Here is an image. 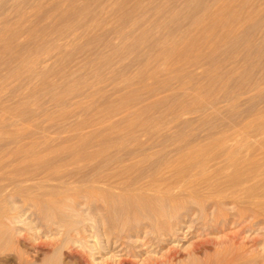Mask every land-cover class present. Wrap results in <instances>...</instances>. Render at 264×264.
<instances>
[{
    "label": "rangeland",
    "instance_id": "rangeland-1",
    "mask_svg": "<svg viewBox=\"0 0 264 264\" xmlns=\"http://www.w3.org/2000/svg\"><path fill=\"white\" fill-rule=\"evenodd\" d=\"M199 198L255 215L221 217L200 263L264 264V0H0V264H82L68 223L113 247L147 224L139 205L174 209L166 230Z\"/></svg>",
    "mask_w": 264,
    "mask_h": 264
},
{
    "label": "bare ground",
    "instance_id": "bare-ground-1",
    "mask_svg": "<svg viewBox=\"0 0 264 264\" xmlns=\"http://www.w3.org/2000/svg\"><path fill=\"white\" fill-rule=\"evenodd\" d=\"M175 163V162H174ZM169 164H172L171 162L169 163ZM95 178H96V176H95ZM100 178V177H99ZM93 179V178H92ZM97 179H98V177H97ZM94 180V179H93ZM153 181V180H152ZM97 182H98V180H97ZM102 182H103V180H102ZM150 182H151V180H150ZM147 183H148V181H147ZM142 184V183H141ZM137 185H139V184H137ZM147 185V184H146ZM146 185H144V184H142V186H145V187H147ZM152 185V184H151ZM110 186V185H109ZM133 186V185H132ZM142 186H141V189L140 190H142L143 188H142ZM108 187V186H107ZM112 187H114V185L112 186ZM133 187H136L135 185L133 186ZM138 188L140 187V186H137ZM144 187V188H145ZM149 187V186H148ZM147 187V188H148ZM111 188V187H110ZM127 188V187H126ZM150 188H152V187H150ZM156 188V187H155ZM174 188H178V187H174ZM241 188V187H240ZM115 189V188H114ZM131 189V188H130ZM137 189V188H136ZM154 189V188H153ZM176 189H173V191H176ZM104 190H106V189H104ZM108 190H110L111 191V189H109L108 188ZM113 190V189H112ZM124 190V189H123ZM131 190H133V189H131ZM130 190V191H131ZM138 190V189H137ZM137 190H136V192H137ZM148 190V189H147ZM157 190V189H156ZM191 190H193V189H191ZM195 190V189H194ZM196 190H198V191H200L199 189H196ZM109 191V193H108V195L110 194V196L112 195L111 194V192ZM135 191V190H134ZM154 191V190H153ZM158 191V190H157ZM171 191V190H170ZM203 191V190H202ZM106 192H108V191H106ZM141 192V191H140ZM142 192H144V191H142ZM148 192V191H147ZM146 192V193H147ZM155 192V191H154ZM183 192V191H182ZM192 193H193V191H191ZM197 192V191H196ZM201 192V191H200ZM121 193V192H120ZM120 193H119V196H117V197H120ZM127 193H129L130 195H133V194H131L132 193V191L131 192H129V190H127ZM150 193V192H149ZM158 193H161L160 192V190H159V192ZM171 193V192H170ZM177 193H178V191H177ZM176 193V194H177ZM203 194L205 193V192H202ZM202 193L200 194V193H197V196L198 195H202ZM209 193V192H208ZM105 194V193H104ZM134 194H135V192H134ZM137 194V195H136ZM135 195V197L137 198V196L139 195L138 193H136ZM141 194V193H140ZM144 194V193H143ZM156 195H158L157 193H155ZM169 194V191L167 192V195H165L166 196V199H167V196H169L168 195ZM175 194V193H174ZM174 194H171V195H174ZM124 195H126V194H124ZM128 195V194H127ZM188 195V194H187ZM195 195H196V193L194 194V198H195ZM140 196V195H139ZM138 196V197H139ZM149 196V195H148ZM164 196V195H163ZM162 196V197H163ZM176 196V195H175ZM184 196V195H183ZM232 196H236V195H232ZM113 197V196H112ZM111 197V198H112ZM116 197V198H117ZM122 197V199H124L123 198V196H121ZM120 197V198H121ZM124 197H126V196H124ZM127 197H130V196H127ZM141 197V196H140ZM152 197H153V193H152ZM161 197V196H160ZM180 197H181V195H180ZM187 197V196H186ZM188 197H190L189 195H188ZM199 197V196H198ZM234 197L232 198L233 200L232 201H234ZM120 198H118V200L120 199ZM131 198V197H130ZM132 198H134L133 196H132ZM155 198V197H154ZM153 198V199H154ZM179 198V197H178ZM254 198H256V196L254 197ZM126 199V198H125ZM135 199V198H134ZM145 199H146V197H145ZM153 199L151 200L152 202H154L153 201ZM159 198H157V200H158ZM160 199H163V198H160ZM172 199V198H171ZM180 199H182V198H180ZM200 200H196L195 201V203L197 204V210H196V212H191V214H189L188 215V217L186 218V219H184V220H182V222L180 223V224H178V225H174L175 227H172V228H166V230H164V229H162L159 225H158V219H160L161 217H163V216H173V210L171 211V212H169V211H167L166 210V208L164 207L165 206V204H164V202H161L164 206H161V207H159V204H157L158 205V207L157 206H155V207H157V209L156 210H152L151 208H146L145 206L146 205H149V204H146L145 206H144V204H143V206H141V205H139L140 206V210H141V212H142V215H145L146 217H147V224H145L144 226H142V227H140L139 229H137V230H131L132 228H130V230H131V233H129L128 235H126V238L124 237V236H122V237H124L125 239L124 240H121L120 242H119V240H117V238H116V241H115V244H114V246L113 247H111L110 245H106L105 243V245H99L98 243L97 244H94V245H92V246H87L86 244H85V242L87 241V238H88V236H90V234H89V231H91L92 230V227H91V225L92 224H90L89 223V219L90 218H88V217H81V218H79L78 220H76L75 222H73L72 224H69L68 223V225L66 226V230H64V233L66 234V247L68 248V253L69 254H71L72 255V257H74L75 258V261L77 262V263H86V264H91L90 262H88V260L86 259V257H85V254H84V252H85V250H88L89 252H91V254L95 257V254H97L96 256H99L101 259H103L99 264H138V262L136 261V259L135 258H138L139 256H141L142 257V262L143 263H140V264H201L200 262H201V259H203V258H201L200 259V257L199 256H204V258L205 257H207V258H205V260L206 259H208V260H210L209 258L211 257V255H214V254H218V253H220V252H222V250L221 249H219L220 248V246L218 247L217 246V248L215 247L214 249H212V247H210L209 245H207L208 243H209V237H208V234L212 231V229L214 230V232L216 233V232H218V231H220L221 229H219V221H220V219H221V217L223 218V225H225V224H228V225H242L243 226V224H246V226L248 225V226H253L255 223H254V221H253V219L255 218V215L253 214L254 212H249L251 209H249V210H246V208L244 207V209L242 208H239L238 209V211L237 212H235V214H233V215H229L224 209H223V205L219 202V201H217V202H212L213 204L211 205V206H207L206 205V200H204V199H202V198H199ZM211 199V198H210ZM108 200H110V199H108ZM114 200L115 201H117L115 198H114ZM127 200V199H126ZM144 200V199H143ZM148 200V199H147ZM165 200V199H164ZM175 200V199H174ZM177 200V199H176ZM185 201H189L188 199L186 200V199H184ZM258 200V199H257ZM112 201V200H111ZM120 202H121V200H119ZM138 201V200H137ZM165 201H167V200H165ZM168 201H170V200H168ZM178 201H179V199H178ZM178 201H175V202H178ZM221 201H224V200H221ZM242 201V200H241ZM253 201H255V200H253ZM110 202V201H109ZM130 202V201H129ZM150 202V201H149ZM159 202V201H158ZM171 202H172V200H171ZM174 201L172 202L173 204L175 203ZM180 202V201H179ZM191 202H192V199H191ZM208 202V201H207ZM225 202V201H224ZM223 202V203H224ZM237 202V201H236ZM249 202V201H248ZM247 202V204H249ZM113 203V201L111 202V204ZM122 203L124 204V202L122 201ZM131 203V202H130ZM129 203V204H130ZM134 205H136L135 203H141V201L140 202H132ZM146 203H147V201H146ZM154 203H156V202H154ZM168 203V202H167ZM171 203V204H172ZM234 203H235V201H234ZM233 202L232 203H230V204H234ZM254 204H255V202H253ZM121 204V203H120ZM126 204H128V202L126 203ZM133 204H132V206H133ZM172 204V206H174ZM176 204V203H175ZM177 204H179V203H177ZM177 204L175 205V206H177ZM235 204H237V203H235ZM246 204V205H247ZM260 204H264V202H260ZM115 205V204H114ZM116 205H117V203H116ZM138 205V204H137ZM161 205V204H160ZM169 205V204H168ZM181 205V204H180ZM191 205V204H190ZM227 205V204H226ZM249 205H251V204H249ZM121 206V205H120ZM123 206V205H122ZM170 206V205H169ZM175 206H174V208H175ZM235 206V205H234ZM233 206V207H234ZM254 206V205H253ZM111 207H113V205L112 206H110V208ZM116 207V206H115ZM123 207H126L125 205L123 206ZM128 207V206H127ZM138 207V206H137ZM136 207V208H137ZM148 207V206H147ZM153 207H154V205H153ZM152 207V208H153ZM178 207V206H177ZM247 207V206H246ZM255 207V206H254ZM261 207V206H260ZM108 208H109V206H108ZM117 208H118V206H117ZM133 207H131V209H132ZM236 208V207H235ZM251 208V207H250ZM258 208V207H257ZM123 210L122 208H119V210ZM135 209V208H134ZM169 209V208H168ZM176 209V208H175ZM117 210V209H116ZM120 210V212H121V214H119V215H121L122 216V221H120V224H122L123 225V222L125 223L126 222V218H125V214H123L122 212L123 211H121ZM126 210H128V208L126 209ZM138 210V209H137ZM233 210V209H232ZM176 211H177V209H176ZM175 211V212H176ZM253 211V210H252ZM47 212V211H46ZM129 212V211H128ZM128 212H127V214H128ZM133 212V211H132ZM139 212V211H138ZM229 212V211H228ZM131 213V212H130ZM134 213H136V212H133V214ZM140 213V212H139ZM139 213H137V214H139ZM179 213V212H178ZM231 213V212H230ZM260 213H261V211H260ZM264 213V212H263ZM13 214H14V212H13ZM132 214V213H131ZM130 214V215H131ZM176 214V213H175ZM259 214V213H258ZM81 215H82V213H81ZM129 215V216H130ZM140 215H141V213H140ZM264 215V214H263ZM108 216V215H107ZM175 217H176V215H174ZM55 217V214H54V212H49V210H48V212H47V214H46V218H47V220L49 221V218H54ZM140 217V216H139ZM118 218V217H117ZM121 218V217H120ZM164 218V217H163ZM185 218V217H184ZM261 218V217H260ZM92 219V218H91ZM110 219V218H109ZM165 219V218H164ZM176 219H178V218H176ZM52 220V219H51ZM101 220V219H100ZM120 220V219H119ZM142 220V219H141ZM140 220V221H141ZM146 220V219H145ZM172 220H173V218H172ZM175 220V219H174ZM53 221V220H52ZM137 221V220H136ZM177 221V220H176ZM138 222V221H137ZM141 222H143V221H141ZM102 223H103V221H102ZM117 223H118V221H117ZM127 223V225L126 226H128L129 224H128V222H126ZM179 223V222H178ZM254 223V224H253ZM131 224H132V222H131ZM131 224H130V226H131ZM259 225V224H258ZM49 226V225H48ZM47 226V227H48ZM62 225L60 224L58 227H61ZM125 226V225H124ZM99 227V226H98ZM135 227V226H134ZM255 227V226H254ZM256 227H257V225H256ZM129 228V227H128ZM221 228V227H220ZM226 228V227H225ZM229 228H233V227H229ZM240 228V227H239ZM248 228V227H247ZM251 228H253V227H251ZM62 229V228H61ZM65 229V228H64ZM125 229H126V227H125ZM134 229V228H133ZM216 229V230H215ZM223 229V228H222ZM120 230V229H119ZM129 230V231H130ZM241 230V229H240ZM56 231H57V233H60V231H59V229L58 228H56ZM122 231H124V230H122ZM228 231V230H227ZM230 231V230H229ZM232 231H233V229H232ZM261 231V230H260ZM263 231V230H262ZM63 232V231H62ZM121 232V231H120ZM245 232V231H244ZM253 232V231H252ZM258 231H256V233H257ZM63 233V234H64ZM91 233V232H90ZM213 233V232H212ZM224 233V232H223ZM233 233L234 234H232V237H229V236H231V235H229L228 236V233H225V235L224 236H228V237H226V239H224L223 237H221L222 238V242H220L219 244L220 245H222V247L221 248H223V245L227 242V241H230V245H233L234 246V248L236 249L237 248V246L238 245H236L235 243H237L236 241H235V239L237 240L238 238H237V236H238V232H234L233 231ZM240 234H239V237H241L240 235H241V233H243V231L242 232H239ZM249 233V232H248ZM264 233V232H263ZM93 234V233H92ZM108 234H109V232H108ZM126 233H124V234H122V235H125ZM217 234V233H216ZM230 234V233H229ZM254 234H255V231H254ZM260 234V233H259ZM118 235V234H117ZM120 235V234H119ZM211 235V234H210ZM245 235V234H244ZM93 236H96V234H94ZM222 236H223V234H222ZM243 236V235H242ZM245 236H247L248 237V235L246 234ZM252 236V235H251ZM254 236V235H253ZM115 237H117V236H115ZM121 237V236H120ZM122 237H121V239H122ZM255 237H257V234H256V236ZM259 237V236H258ZM51 238V237H50ZM211 238V237H210ZM232 238V240H230ZM235 238V239H234ZM120 239V238H119ZM234 239V240H233ZM242 239V238H241ZM248 239H249V237H248ZM252 239V238H251ZM258 239V238H257ZM189 240H191V241H189ZM216 240V239H215ZM238 240H240V238L238 239ZM111 241V240H110ZM190 242V247H186V253H184L183 251H182V249H184L185 247V243L186 242ZM252 241H254V240H252ZM251 241V242H252ZM97 242V241H96ZM99 242V241H98ZM210 242H212V241H210ZM214 242H217V244H218V242H219V240H216V241H214ZM240 242H241V240H240ZM114 243V242H113ZM213 243V242H212ZM211 243V244H212ZM244 243V242H243ZM256 243V242H255ZM254 243V245H256ZM107 244H108V242H107ZM239 244V243H238ZM247 244V243H246ZM249 244H251V243H249ZM240 245V247H241V244H239ZM160 247L161 248V250H163L162 252L163 253H161V255H160V258H155L154 260H151V254H153L154 253V251H155V248L156 247ZM187 246V245H186ZM216 246V245H215ZM214 247V246H213ZM230 247V246H229ZM229 247L228 246H224V248H226L225 250H227V251H230L231 252V250H228L229 249ZM159 248V249H160ZM238 248H239V246H238ZM157 249V248H156ZM243 249H245V248H243ZM249 249V248H248ZM236 250H238V249H236ZM249 250H251V249H249ZM253 250V249H252ZM57 251V250H56ZM181 251H182V253H181ZM233 251V250H232ZM243 251V250H242ZM248 252V251H247ZM246 252V253H247ZM55 253V252H54ZM156 253H157V251H156ZM213 253V254H212ZM223 253H225V252H223ZM227 253H229V252H227ZM236 253V252H235ZM244 253V252H243ZM249 253V252H248ZM159 255V254H158ZM226 255H227V257H226ZM231 255V254H230ZM233 255V254H232ZM243 255V254H242ZM57 256V255H56ZM59 256V255H58ZM91 256V255H90ZM145 256H148L147 258H144ZM222 256V254L220 255V257ZM224 256V255H223ZM240 256V255H239ZM245 256V255H244ZM154 257V256H153ZM217 257V256H216ZM224 257H226L225 258V260L229 257L228 256V254H225V256ZM224 257H222L221 259L223 260L224 259ZM238 257V256H237ZM213 257H211V259H212ZM218 258V257H217ZM217 258H214V259H212V260H217ZM58 259V258H57ZM229 259H230V257H229ZM228 259V260H229ZM49 260V259H48ZM60 260V259H59ZM91 260V259H90ZM200 260V261H199ZM48 262V261H47ZM214 262V261H213ZM218 262V261H217ZM221 262V261H220ZM226 262V261H225ZM207 263V262H206ZM209 263H212V261L211 262H209ZM223 263V262H222ZM226 264V263H225Z\"/></svg>",
    "mask_w": 264,
    "mask_h": 264
}]
</instances>
